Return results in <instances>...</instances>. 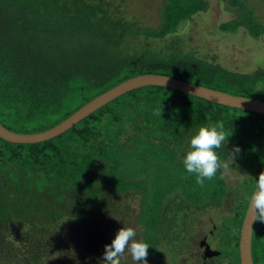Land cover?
Returning <instances> with one entry per match:
<instances>
[{
	"label": "trees",
	"instance_id": "trees-1",
	"mask_svg": "<svg viewBox=\"0 0 264 264\" xmlns=\"http://www.w3.org/2000/svg\"><path fill=\"white\" fill-rule=\"evenodd\" d=\"M126 2L0 0V122L19 132L47 130L104 91L143 73L166 74L264 100V70L255 75L225 67L220 53L207 56L203 45L191 44L187 26L181 28L206 4L204 0H167L157 28L145 26ZM246 19L217 24L213 32L236 36ZM256 24V32L245 28L257 34L264 25ZM218 121L231 133L227 144L216 150L220 161L226 159L221 162L227 165L230 151L239 146L236 165L253 174L234 213L211 223L209 237L219 243L221 253L205 261L219 257L228 261L222 264H241V226L257 177L264 172V114L159 85L125 93L45 141L15 143L0 137V264H98L118 228L131 226L130 221L115 223L123 213L119 203L96 213L109 202H104L108 192L118 199L123 193L133 197L142 193L139 220L145 229L136 230L150 244V262L158 254L163 261L166 255L184 254L192 246L189 235L197 225L192 219L201 211L189 199L219 198L227 186L220 176L225 167L197 184L171 150L186 151L200 126ZM143 142L145 159L131 157L126 171L133 168L131 175H145L136 167L159 154L169 155L159 163L175 171L177 179L168 188L160 179L156 180L162 188L152 186L155 177L150 175L127 181L119 173L121 155L130 156ZM174 185L189 198L168 200ZM261 215L264 209L253 233L255 264H264ZM100 235V246L91 244ZM120 264L131 263L123 255Z\"/></svg>",
	"mask_w": 264,
	"mask_h": 264
},
{
	"label": "rangeland",
	"instance_id": "rangeland-1",
	"mask_svg": "<svg viewBox=\"0 0 264 264\" xmlns=\"http://www.w3.org/2000/svg\"><path fill=\"white\" fill-rule=\"evenodd\" d=\"M204 1L206 4L193 14V19L190 21L191 24H189L190 22H185L181 27L183 29L185 26H187V34L190 35L192 39L191 44L193 43V45H203L206 49V53H208L206 54L207 56H211L213 54H216L217 52L220 53L219 61L221 60L222 64L229 69L236 71L241 70L242 72L244 71L249 73L251 72V74L258 75L262 70H264L262 61V59H264V27H262L263 29H261L259 33L254 34L251 31L249 32L247 29H245L243 25L248 26L249 28L253 27V32H256V23H259L258 27H260L261 25L260 22H262L264 25V0ZM166 2L167 0H127L126 5L127 9L132 11L137 19L139 18L143 20L145 26L157 28L163 21L162 17L164 16ZM246 12H253V16L245 15ZM245 16H247V19L245 23H242L243 27L239 29V32H235L236 36L234 34L228 33V31L225 30L224 34H217L216 32H213L214 29H217V24H224L226 22L241 20ZM248 33H251V38ZM226 34L230 35L226 36ZM249 39H252L253 41L258 40L259 43L253 42L252 40L250 41ZM261 65H263V67H261ZM239 66L246 68L243 69ZM146 147L147 146H145L143 142L130 151V153H132L130 156L121 155L120 158H122L123 163L118 170L119 173L127 181L141 180L145 178V175H150L151 177H155V180L150 181V184L152 186L158 185V187L160 186V188H162V186L159 185L156 180L160 179L164 183H166L165 186L168 188L173 184L174 179H177L174 173L175 171L171 170V166L166 165L163 168L159 163H165L163 162L165 158L164 156L169 157V155H166L164 153L159 154L157 156V159H146L141 168L136 167V169L138 170L143 168L142 170L145 172V175H136L137 172L131 175L130 173L134 170L133 168H128V171H126L125 166L131 157H143L145 159L144 148ZM154 150L155 148L151 150L147 149L146 153H152V151ZM188 150H190L189 144L186 148V151ZM217 150L221 149L219 148ZM186 151L178 150L177 153H175L174 150H171V155L177 156L175 158L176 160H182V153ZM228 159L229 160L227 161L228 163L225 167V172L220 175L224 178L227 185L224 188L223 194H221L219 198H206V196H204V198H199L198 200L189 199V202L191 204H195L196 206H198L199 211L201 210L197 215L198 219H192V222H195V224L197 223V225L195 231L189 235L192 245L191 248H185L184 254H182L183 252H179L177 254L178 257L177 255H166V259L164 261L163 259H160V254H158V258L152 262H150L147 258L148 264H222L224 262L225 258L219 257L211 260L209 259L208 262H206V258L204 256L205 247L201 246L200 242L206 237L207 242L210 244V247L214 250H219V243L209 237L211 231V223L214 221L216 223L220 222L222 220V215L234 213L238 202L246 197V194L244 192L245 185H247V183L252 179L251 176L253 174L250 170L244 169V167L242 166L238 167L236 165L238 163V159H236L235 154L234 161L231 160V156ZM222 160L226 161V159L224 158H222ZM219 171L217 172V175H219ZM162 176H164L165 179H162ZM251 187L252 186H250L249 189H251ZM255 187L256 185L254 186V189ZM185 188L189 187L187 186ZM173 189L174 190L167 197L168 200L175 199L176 196L183 199L189 198L180 185H174ZM187 191H189V189ZM113 193L114 192H108L110 196H108L104 200V202H109L103 203L102 206L97 209L96 213H99L102 210H108L109 203L116 205L117 203H119L121 204L123 213L120 219L118 218L115 220V223L130 221L131 227H133L135 230L140 228L139 231L140 233H142L145 229V227L143 228L141 226L139 220V215L142 211V208H144L141 203L142 193L138 194L135 197L123 193L122 195H120V199H118ZM207 202H210L209 206L206 205ZM113 221L114 220L110 222L112 223ZM98 232L103 233L104 231ZM113 236L114 234L112 235V237ZM101 238L102 236L100 235L99 237L93 238L90 242L91 244L95 243L100 246V243L102 241ZM66 241L69 242V240ZM87 249L88 251L90 250V248ZM90 257V253H87L86 258ZM124 257H126L130 261V263L133 264L131 256L127 252V250L124 253ZM99 262L100 260L98 261V264ZM225 263H228V261H226ZM100 264H102V262H100Z\"/></svg>",
	"mask_w": 264,
	"mask_h": 264
},
{
	"label": "water",
	"instance_id": "water-1",
	"mask_svg": "<svg viewBox=\"0 0 264 264\" xmlns=\"http://www.w3.org/2000/svg\"><path fill=\"white\" fill-rule=\"evenodd\" d=\"M150 85L176 88L218 104L264 114V100L262 99L236 95L166 74L143 73L132 76L104 91L79 107L67 118L47 130L33 133L19 132L9 129L0 122V137L15 143H34L51 139L64 133L82 119L117 97L140 87ZM255 191L256 188L253 194ZM253 194L251 198L253 197ZM257 217L258 214L255 213V209L250 205L249 201L240 231L239 252L241 264H255L253 259V233ZM200 245L205 247V257L217 256L221 253L219 250H214L210 247L206 237L200 242Z\"/></svg>",
	"mask_w": 264,
	"mask_h": 264
},
{
	"label": "clouds",
	"instance_id": "clouds-1",
	"mask_svg": "<svg viewBox=\"0 0 264 264\" xmlns=\"http://www.w3.org/2000/svg\"><path fill=\"white\" fill-rule=\"evenodd\" d=\"M251 37L252 36H250V38ZM249 40L251 41L252 39ZM253 42L259 43L258 40ZM262 61L264 65V59H262ZM263 65H261V67H263ZM230 134L226 133L224 124L218 121L200 126L191 136L189 141L190 150L182 153V164L187 173L195 176L197 184H203L205 180H211L217 175L218 169L226 167V165L220 161L216 150L219 149L223 143L227 144V139ZM239 151V146H234L233 150L230 151L232 161H234V154L238 155ZM263 174L264 172L257 177L256 191L254 194L252 193L253 197H250L251 200H249L250 205L255 209V213L258 215L261 214V210L264 209ZM260 219H264V215H261ZM149 246L150 244L142 237H139L137 231L133 227L121 226L115 232L110 243L104 245V251L100 262H103V264H120V259L127 250L133 264H148L147 256Z\"/></svg>",
	"mask_w": 264,
	"mask_h": 264
}]
</instances>
